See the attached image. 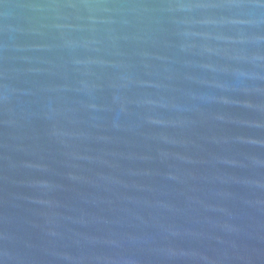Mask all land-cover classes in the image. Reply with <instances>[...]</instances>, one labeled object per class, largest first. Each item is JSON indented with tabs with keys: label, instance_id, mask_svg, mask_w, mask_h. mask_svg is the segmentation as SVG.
I'll list each match as a JSON object with an SVG mask.
<instances>
[{
	"label": "water",
	"instance_id": "1",
	"mask_svg": "<svg viewBox=\"0 0 264 264\" xmlns=\"http://www.w3.org/2000/svg\"><path fill=\"white\" fill-rule=\"evenodd\" d=\"M0 264H264V0H0Z\"/></svg>",
	"mask_w": 264,
	"mask_h": 264
}]
</instances>
